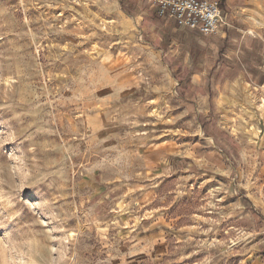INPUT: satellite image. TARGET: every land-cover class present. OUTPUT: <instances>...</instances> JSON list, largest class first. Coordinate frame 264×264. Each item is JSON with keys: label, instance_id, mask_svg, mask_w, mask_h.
Masks as SVG:
<instances>
[{"label": "rangeland", "instance_id": "1", "mask_svg": "<svg viewBox=\"0 0 264 264\" xmlns=\"http://www.w3.org/2000/svg\"><path fill=\"white\" fill-rule=\"evenodd\" d=\"M216 1L0 0V264H264V0Z\"/></svg>", "mask_w": 264, "mask_h": 264}, {"label": "built area", "instance_id": "2", "mask_svg": "<svg viewBox=\"0 0 264 264\" xmlns=\"http://www.w3.org/2000/svg\"><path fill=\"white\" fill-rule=\"evenodd\" d=\"M158 18H169L176 27L204 36L217 35L224 16L216 0H151Z\"/></svg>", "mask_w": 264, "mask_h": 264}, {"label": "crops", "instance_id": "3", "mask_svg": "<svg viewBox=\"0 0 264 264\" xmlns=\"http://www.w3.org/2000/svg\"><path fill=\"white\" fill-rule=\"evenodd\" d=\"M151 0H125V2L123 3L124 6L127 8L129 18H131L132 20H135L136 23H140V21H143L146 17H149L150 15V11H152L153 15L157 17L156 13H155V9L154 7L151 5V7H149V3ZM212 1V0H210ZM220 4V3H219ZM221 8V5H220ZM222 10V9H221ZM231 17H233L231 15ZM234 18V17H233ZM172 22L174 23V21L172 20ZM233 20L229 19L227 20V22L224 23V25L221 28V31L226 35V31H229V28H233L232 24H233ZM175 25V23H174ZM258 32H250L249 30H245V31H240L242 32V39H246L249 37H253L258 39L261 44H262V51H261V60L259 63V66L261 65L264 68V25H262L260 28H258ZM249 76V75H248ZM257 79L258 77H256L255 79H251V83L252 84H256L257 83ZM244 80V79H243ZM237 84H240L241 79H237L236 80ZM264 82V81H263ZM258 85L262 84V83H257Z\"/></svg>", "mask_w": 264, "mask_h": 264}, {"label": "bare ground", "instance_id": "4", "mask_svg": "<svg viewBox=\"0 0 264 264\" xmlns=\"http://www.w3.org/2000/svg\"><path fill=\"white\" fill-rule=\"evenodd\" d=\"M264 99V98H263ZM263 105H264V100H262V102H261Z\"/></svg>", "mask_w": 264, "mask_h": 264}]
</instances>
